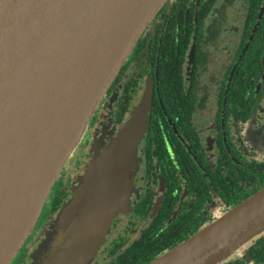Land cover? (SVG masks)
<instances>
[{"label":"flooded vegetation","instance_id":"af4514ba","mask_svg":"<svg viewBox=\"0 0 264 264\" xmlns=\"http://www.w3.org/2000/svg\"><path fill=\"white\" fill-rule=\"evenodd\" d=\"M150 92L130 205L91 264L160 250L158 258L264 187V0H172L122 67L12 264H33L93 146L115 138ZM256 240L223 264H264Z\"/></svg>","mask_w":264,"mask_h":264},{"label":"water","instance_id":"95a60500","mask_svg":"<svg viewBox=\"0 0 264 264\" xmlns=\"http://www.w3.org/2000/svg\"><path fill=\"white\" fill-rule=\"evenodd\" d=\"M172 0H0V264L32 234L138 41ZM146 93L85 174L33 264H91L130 205ZM264 234V187L149 264H223Z\"/></svg>","mask_w":264,"mask_h":264},{"label":"trees","instance_id":"16d2710c","mask_svg":"<svg viewBox=\"0 0 264 264\" xmlns=\"http://www.w3.org/2000/svg\"><path fill=\"white\" fill-rule=\"evenodd\" d=\"M256 246L259 247V252L264 256V234L262 236H260L259 238H257ZM135 250H138V249L136 248ZM159 252H160V250L153 251L152 254H150L151 253L150 252L149 255L147 254L144 256H142V254L136 252V254H137L136 257H134V256L128 257L126 255H123L120 257L121 259L116 261V264H149L150 262H152L154 260V258H156V256L158 255ZM260 260L264 261V257H260Z\"/></svg>","mask_w":264,"mask_h":264},{"label":"rangeland","instance_id":"374dc122","mask_svg":"<svg viewBox=\"0 0 264 264\" xmlns=\"http://www.w3.org/2000/svg\"><path fill=\"white\" fill-rule=\"evenodd\" d=\"M73 159V160H72ZM74 155H73V157L69 160V164H67L68 165V173H71V167H72V165L74 164ZM66 175H67V171H66ZM49 234V233H48ZM47 238V237H46Z\"/></svg>","mask_w":264,"mask_h":264}]
</instances>
